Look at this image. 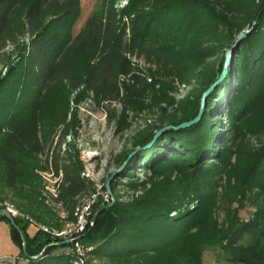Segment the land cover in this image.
<instances>
[{
  "label": "trees",
  "instance_id": "1",
  "mask_svg": "<svg viewBox=\"0 0 264 264\" xmlns=\"http://www.w3.org/2000/svg\"><path fill=\"white\" fill-rule=\"evenodd\" d=\"M79 11V0H0V51L12 47L0 73V194L10 190L20 210L57 228L74 221L78 197L95 189L74 146L62 148L79 124L80 103L119 104L118 114L110 111L119 131L130 125L128 110L155 115L158 122L115 155L119 166L160 125L197 114L224 64L214 55L246 31L201 119L135 152L109 182L116 201L95 206L93 225L77 239L112 264H202L203 245L216 243L225 255L212 264H264V0H99L73 34ZM45 170L61 172L51 197L64 219L52 221ZM121 177L139 191L130 201L118 198ZM235 202L254 206L253 215L239 217ZM0 218L26 264L75 263L65 252L72 242L41 228L31 233L22 217H14L21 232Z\"/></svg>",
  "mask_w": 264,
  "mask_h": 264
},
{
  "label": "rangeland",
  "instance_id": "2",
  "mask_svg": "<svg viewBox=\"0 0 264 264\" xmlns=\"http://www.w3.org/2000/svg\"><path fill=\"white\" fill-rule=\"evenodd\" d=\"M98 2L97 0H79L80 11L72 27L73 34L77 33L78 30L81 29L86 18L88 17V15L92 11L96 3ZM123 2L124 0H118V5H121ZM235 43L236 41L234 42V44ZM230 45H231L230 43L226 44V46H224L214 55V60H216L217 64L222 57L227 56ZM11 50L12 47L8 44L7 46H5L3 50L0 51V73L5 70V62L8 60L10 54L12 53ZM199 68H201V65L197 67V69ZM197 84L199 85V81ZM193 86H194L193 83L179 84L177 91L174 93L175 100L186 96V94H188V92L191 90ZM174 107L175 104H173L172 106L166 105L165 109L168 112L174 111L175 110ZM120 109L121 107L117 103L107 104L102 107L92 103L90 100H86L80 103L77 111L79 117V124L75 127V132L73 131L70 134L66 135L64 141L62 142V148L69 145L74 146V148L79 154L80 159L83 161L84 164L83 170L85 172V176L94 182L95 189L92 191L98 190L94 207L98 205L102 206L108 201L106 198L107 195L105 193V188H104V184L106 180H108L110 176L114 173L115 174L113 175L112 178L118 177L119 172L127 164L126 163L123 167H121L122 164L118 166V164L115 161V155L122 150L129 149L134 146V139H133L134 134L135 132H137L139 128L146 126L148 123L158 122L156 120L155 115H143L142 113L136 115L132 111L128 110L127 119L130 121V125L124 131H119L117 129L116 118L113 117V115H111L110 111L113 110L115 114H118L120 112ZM222 121L223 123H226L223 118ZM168 124L170 123H165L160 125L155 130V132L161 129L162 127L167 126ZM166 129L168 128H165L161 132V134ZM155 140L156 139H154L153 142ZM250 141L252 143H256L255 138H251ZM152 143L149 146H151ZM143 145H139V146H143ZM135 174L140 178L144 176V174L140 171H138V173L136 172ZM49 177L53 178L52 176ZM126 180H127L126 178L121 177L118 181V184L115 185L118 198L122 201H130L134 197V195H136L139 192L130 189L128 185H126ZM48 184L50 186L49 181ZM43 194L46 197V194L44 192ZM0 199L11 201L16 205L15 200H12L11 191L8 189L5 190V193L0 194ZM48 205L51 208V210L55 213V215L52 218V221L56 219L59 220L63 219L60 217V209L56 208L53 205L50 204ZM232 206L237 207L238 216L243 219H246L253 215L254 206L252 205L238 206V203L235 202L232 204ZM215 215L217 216L219 223L224 222L225 210L222 206H219L216 209ZM34 218L36 219V221L44 225L55 227L52 224L49 225L43 222L42 220H38L36 217ZM65 224L66 222L63 224L62 227H64ZM202 248H203L201 251L202 264H212L218 259H223L225 255L224 249L222 248V245L220 243L203 245ZM20 250L21 248L19 244L16 243L10 235L8 222L4 218H0V261L1 260L7 261V264H24L23 259L20 261L18 260V262L16 261V256H19ZM84 264H112V263L107 259L99 258L87 254L86 261Z\"/></svg>",
  "mask_w": 264,
  "mask_h": 264
},
{
  "label": "built area",
  "instance_id": "3",
  "mask_svg": "<svg viewBox=\"0 0 264 264\" xmlns=\"http://www.w3.org/2000/svg\"><path fill=\"white\" fill-rule=\"evenodd\" d=\"M85 175L83 170L82 172ZM41 175L44 181V189L43 192L46 194L45 201L60 209V217L65 218L67 211L64 208H61V203L55 202V200L51 197L57 196V189L55 182L60 180L61 172L58 175L53 174L50 170L41 171ZM52 176L53 178H50ZM50 182V186L48 184ZM98 190L90 191L88 193H84L78 197V201L75 205L74 212L76 215V219L74 221H67L65 226L62 228H55L44 225L36 219L28 214L20 210L13 202L0 199V208L6 209L13 217L19 216L24 219H27L34 228H41L45 231L50 232L54 236H58L62 239H66L68 242H72L71 245L65 248V252H74L76 255L75 264H84L86 261V257L88 254L89 246H84L78 239L77 236L80 235L87 226H91L94 223V203L97 198ZM107 200L110 199L109 194L105 190ZM1 264H7V261L1 260Z\"/></svg>",
  "mask_w": 264,
  "mask_h": 264
},
{
  "label": "water",
  "instance_id": "4",
  "mask_svg": "<svg viewBox=\"0 0 264 264\" xmlns=\"http://www.w3.org/2000/svg\"><path fill=\"white\" fill-rule=\"evenodd\" d=\"M245 34H246V31H241L240 32V34H239V36H238V38L236 40V43L233 45V47L231 49L228 50L227 56L225 57L224 64H223V67H222V70H221L219 76L212 83H210V85L205 90H203V92L201 94V97H200V106H199V110H198L197 114L193 118H191L189 120H185V121H183V122H181V123H179L177 125H175V124H168L167 126L162 127L161 129L157 130L155 132V134L153 135V138H152V140L150 142L146 143L143 146L137 145V146H135L129 152L127 158L125 159V161L121 165V167H123L127 163V161L131 158V156L135 152H137L141 148H145V147L149 146L153 142V140L156 139L165 128H170V127L171 128L186 127V126H189V125H191L193 123H196L201 118V115L203 114V111H204V109L206 107V101H207L208 95L212 92V90L216 87V85H218L227 76V74L229 73L230 66L232 64L233 57H234L235 47L242 40V38L245 36ZM114 174H112L110 176V178L108 180H106V182L104 184L105 189H106L107 193L110 196V201L106 204V206H110V205H112L116 201V197H115L114 193L112 192V190L110 189V186H109V182H110V180H111V178L113 177ZM0 213L1 214H4L8 218L9 222L11 224H13L21 232V229L17 225L14 217L6 209L0 208ZM65 241H67V240L66 239H63L62 240V242H65ZM38 256H36V257H38Z\"/></svg>",
  "mask_w": 264,
  "mask_h": 264
},
{
  "label": "crops",
  "instance_id": "5",
  "mask_svg": "<svg viewBox=\"0 0 264 264\" xmlns=\"http://www.w3.org/2000/svg\"><path fill=\"white\" fill-rule=\"evenodd\" d=\"M34 230H36V228H34L32 225H29V232H33ZM24 261V264H26V259L24 258H21L20 256H16V261L18 262V260H22ZM0 264H1V261H0Z\"/></svg>",
  "mask_w": 264,
  "mask_h": 264
}]
</instances>
